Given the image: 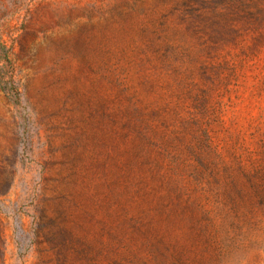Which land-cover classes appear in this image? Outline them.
Listing matches in <instances>:
<instances>
[{
	"label": "rangeland",
	"instance_id": "rangeland-1",
	"mask_svg": "<svg viewBox=\"0 0 264 264\" xmlns=\"http://www.w3.org/2000/svg\"><path fill=\"white\" fill-rule=\"evenodd\" d=\"M0 264H264V0H0Z\"/></svg>",
	"mask_w": 264,
	"mask_h": 264
}]
</instances>
